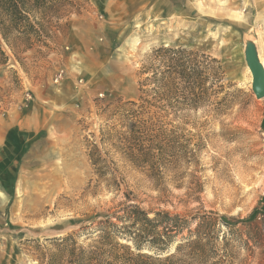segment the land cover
<instances>
[{"label":"rangeland","instance_id":"374dc122","mask_svg":"<svg viewBox=\"0 0 264 264\" xmlns=\"http://www.w3.org/2000/svg\"><path fill=\"white\" fill-rule=\"evenodd\" d=\"M31 20L40 38L0 34V125H36L18 159L0 155V264H78L80 247L83 264H264V98L246 63L250 46L264 61V0H64ZM159 48L217 60L220 80L197 108L176 103L179 86L172 105L151 95L156 108L129 120L121 107L140 104ZM130 204L180 217L166 253L94 243ZM68 236V249L50 241Z\"/></svg>","mask_w":264,"mask_h":264},{"label":"trees","instance_id":"16d2710c","mask_svg":"<svg viewBox=\"0 0 264 264\" xmlns=\"http://www.w3.org/2000/svg\"><path fill=\"white\" fill-rule=\"evenodd\" d=\"M62 1L64 0H0V34L3 40L10 46L9 38L14 34L40 38V30L32 22L31 16L42 13L48 7ZM0 55L6 59L1 45ZM202 57L204 59L203 66L197 62V54L186 49L159 48L154 50L148 56V62L142 67V72L147 75V78L141 85L140 104L130 102L121 107L120 114L129 120L140 119L141 121L153 108H156V100L149 99L151 95L155 97L159 95V98L167 103V106H170L175 100L174 97L179 86H182L183 98L177 99L176 103L197 108L208 92L205 86L211 81L218 82L220 80L218 77L220 68L215 67L218 65V61L209 56ZM145 87H150V89H144ZM149 123L153 125L152 122ZM137 124H131L132 128H136ZM139 124L147 123L140 122ZM131 132L133 131L131 130ZM120 212L122 216L114 214L116 216L113 218L124 222V226H117L110 218L99 222L96 228L97 235L93 238L95 244L104 248L109 247L112 251L119 250V248L128 250V247L118 241L119 237L126 236L138 250L147 245L156 251V255L161 256L168 251L176 235L183 230V222L178 215L170 217L168 213H156L154 218H150L148 213L134 204L125 206ZM256 214L257 212L254 211L249 217V221L254 220ZM221 219L226 221L225 217ZM129 224L130 226H126ZM201 226L202 224L198 225L196 230H200ZM159 228L162 230L160 231ZM193 239L190 238L179 244L176 251L181 252L191 246L201 245V237ZM50 241L56 242L66 249L69 247V242L76 243L71 236ZM200 247L201 250L204 249L203 246ZM74 248L77 249L76 246ZM78 250L79 252L75 250H71V252L75 261L78 264H83L84 250L81 247ZM91 255L97 257L96 251H92ZM142 256L138 254V257Z\"/></svg>","mask_w":264,"mask_h":264},{"label":"crops","instance_id":"0c3cea01","mask_svg":"<svg viewBox=\"0 0 264 264\" xmlns=\"http://www.w3.org/2000/svg\"><path fill=\"white\" fill-rule=\"evenodd\" d=\"M26 117V115H20L0 125V147H2V149L0 148V155H3L5 150H7L10 155L14 154L18 159L21 156L20 154L26 150L32 141L30 136L35 131L34 128L36 126L30 123ZM5 142H7V149L3 147ZM2 162L1 160L0 164Z\"/></svg>","mask_w":264,"mask_h":264},{"label":"water","instance_id":"95a60500","mask_svg":"<svg viewBox=\"0 0 264 264\" xmlns=\"http://www.w3.org/2000/svg\"><path fill=\"white\" fill-rule=\"evenodd\" d=\"M255 49L250 46L246 53L247 65L253 77V91L257 99L264 98V67H262L257 59Z\"/></svg>","mask_w":264,"mask_h":264},{"label":"built area","instance_id":"2783aa9c","mask_svg":"<svg viewBox=\"0 0 264 264\" xmlns=\"http://www.w3.org/2000/svg\"><path fill=\"white\" fill-rule=\"evenodd\" d=\"M66 77V71L63 68H60L56 74L55 83L58 84L62 82ZM28 98H31V95H27Z\"/></svg>","mask_w":264,"mask_h":264},{"label":"bare ground","instance_id":"6f19581e","mask_svg":"<svg viewBox=\"0 0 264 264\" xmlns=\"http://www.w3.org/2000/svg\"><path fill=\"white\" fill-rule=\"evenodd\" d=\"M256 59H257L258 63H259L262 67H264V61H261V59H260L259 56H257ZM246 63H247V59H246ZM247 66H248V65H247ZM3 196H4L3 193L0 192V197H3ZM3 199H4V198H3Z\"/></svg>","mask_w":264,"mask_h":264}]
</instances>
